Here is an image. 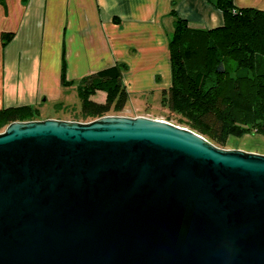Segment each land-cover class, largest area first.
<instances>
[{
  "label": "water",
  "instance_id": "obj_1",
  "mask_svg": "<svg viewBox=\"0 0 264 264\" xmlns=\"http://www.w3.org/2000/svg\"><path fill=\"white\" fill-rule=\"evenodd\" d=\"M0 264H264V154L141 115L12 122Z\"/></svg>",
  "mask_w": 264,
  "mask_h": 264
},
{
  "label": "crops",
  "instance_id": "obj_2",
  "mask_svg": "<svg viewBox=\"0 0 264 264\" xmlns=\"http://www.w3.org/2000/svg\"><path fill=\"white\" fill-rule=\"evenodd\" d=\"M216 2L0 0V108L34 106L40 113L43 103L60 99L63 67L66 81L75 84L121 65L129 96L161 93L172 81L169 40L175 18L194 29L220 27L224 15ZM232 4L264 11V0ZM123 110L112 115H140Z\"/></svg>",
  "mask_w": 264,
  "mask_h": 264
},
{
  "label": "trees",
  "instance_id": "obj_3",
  "mask_svg": "<svg viewBox=\"0 0 264 264\" xmlns=\"http://www.w3.org/2000/svg\"><path fill=\"white\" fill-rule=\"evenodd\" d=\"M216 7L224 24L214 29H194L175 18L169 40L172 81L162 90L160 104L186 118L179 123L222 147L228 136H264V11L236 9L232 0H217ZM121 67L75 83L82 119L90 122L123 110L129 95ZM65 78L63 67L61 83H70ZM99 91L105 93L103 102L91 99ZM39 114L34 106L0 108V131L15 121L38 120Z\"/></svg>",
  "mask_w": 264,
  "mask_h": 264
},
{
  "label": "rangeland",
  "instance_id": "obj_4",
  "mask_svg": "<svg viewBox=\"0 0 264 264\" xmlns=\"http://www.w3.org/2000/svg\"><path fill=\"white\" fill-rule=\"evenodd\" d=\"M75 88L76 85L71 82L62 84L60 99L56 101L49 100L48 102L43 103L40 109V117L42 119H45L47 117H54L69 121L78 120V122L83 123L89 122L86 121L88 119L84 120L81 118V115L79 113L81 103ZM104 97L105 93L99 91L96 94L92 95L91 99L97 102H103V100H105ZM160 101V92H157L155 94H148L147 96L143 97L140 95L131 94L123 112H129L132 114L138 113L141 116L164 120L189 129V127L185 123L178 122L179 118L181 120H186L185 117H182L180 114L172 112L171 110H169V108L162 106L160 104ZM111 113H118V111L112 110ZM3 130L4 128L1 129L0 133L3 132ZM259 139H262V141ZM219 148L241 149L244 151L255 150L264 152V136L251 135L249 133H245L240 137L228 136L225 145Z\"/></svg>",
  "mask_w": 264,
  "mask_h": 264
}]
</instances>
